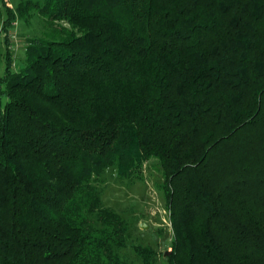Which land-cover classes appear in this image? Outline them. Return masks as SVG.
<instances>
[{"label": "trees", "instance_id": "16d2710c", "mask_svg": "<svg viewBox=\"0 0 264 264\" xmlns=\"http://www.w3.org/2000/svg\"><path fill=\"white\" fill-rule=\"evenodd\" d=\"M1 30L0 264H156L97 186L150 159L169 264H264V0H26Z\"/></svg>", "mask_w": 264, "mask_h": 264}, {"label": "rangeland", "instance_id": "374dc122", "mask_svg": "<svg viewBox=\"0 0 264 264\" xmlns=\"http://www.w3.org/2000/svg\"><path fill=\"white\" fill-rule=\"evenodd\" d=\"M21 1L26 0H0V78L5 72L7 52L4 32L1 30L2 21L6 17V7L15 10ZM46 28L45 21L35 9H30L25 17L15 19L7 30V44L14 69L21 67L24 62L27 41L43 36ZM0 87L3 88L4 84L1 83ZM6 101L5 95L0 94V108L4 107ZM162 181L156 160L150 159L143 165L140 178L119 179L115 168L108 167L99 176L97 186L103 204L118 212L128 223L129 238L121 253L132 256L131 245H149L157 252L156 264H169L163 253L171 250L173 234L169 211L160 188ZM141 223L145 226H141Z\"/></svg>", "mask_w": 264, "mask_h": 264}, {"label": "water", "instance_id": "95a60500", "mask_svg": "<svg viewBox=\"0 0 264 264\" xmlns=\"http://www.w3.org/2000/svg\"><path fill=\"white\" fill-rule=\"evenodd\" d=\"M140 225H141V226H145L143 223H141ZM169 253H170V251L166 250V251H164L163 254H164V256H166V255H169Z\"/></svg>", "mask_w": 264, "mask_h": 264}]
</instances>
